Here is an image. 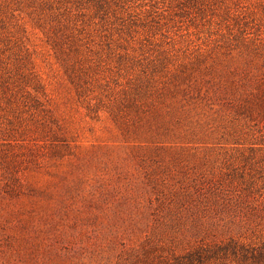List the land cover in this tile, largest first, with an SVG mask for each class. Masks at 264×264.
I'll return each instance as SVG.
<instances>
[{
    "label": "rangeland",
    "instance_id": "374dc122",
    "mask_svg": "<svg viewBox=\"0 0 264 264\" xmlns=\"http://www.w3.org/2000/svg\"><path fill=\"white\" fill-rule=\"evenodd\" d=\"M0 264H264V0H0Z\"/></svg>",
    "mask_w": 264,
    "mask_h": 264
}]
</instances>
